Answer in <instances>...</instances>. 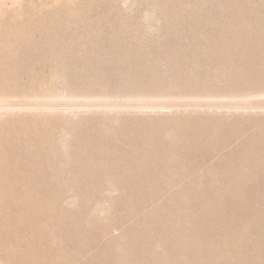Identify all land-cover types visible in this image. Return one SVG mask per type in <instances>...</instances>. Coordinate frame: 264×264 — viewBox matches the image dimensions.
<instances>
[{
	"label": "rangeland",
	"instance_id": "1",
	"mask_svg": "<svg viewBox=\"0 0 264 264\" xmlns=\"http://www.w3.org/2000/svg\"><path fill=\"white\" fill-rule=\"evenodd\" d=\"M0 264H264V0H0Z\"/></svg>",
	"mask_w": 264,
	"mask_h": 264
}]
</instances>
